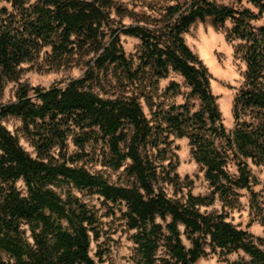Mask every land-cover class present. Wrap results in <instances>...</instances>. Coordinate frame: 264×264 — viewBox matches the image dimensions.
Returning <instances> with one entry per match:
<instances>
[{
	"label": "trees",
	"instance_id": "obj_1",
	"mask_svg": "<svg viewBox=\"0 0 264 264\" xmlns=\"http://www.w3.org/2000/svg\"><path fill=\"white\" fill-rule=\"evenodd\" d=\"M173 1L160 18L134 17L131 24L113 26L110 11L119 17L126 12L113 0H0V118L19 119L35 154L0 123V252L13 264H95L89 252L91 241L100 237V222L71 187L94 189L104 201L124 206L138 264H194L206 247L249 257L232 264H264L257 244L262 239L234 225L227 213L205 209L216 195L224 210L236 208L238 190L250 191L256 183L249 164L264 166V0H244L247 6L242 0L232 5ZM206 18L215 27L229 23L226 39L237 41L234 52L246 67L233 96L230 131L222 123L207 67L183 38L194 22ZM120 34L140 40L135 59L124 53ZM41 55L52 68L79 55L86 69L82 77L49 88L19 83L14 99L3 102L6 85L21 77V65ZM169 71L183 78L188 100L195 97L199 108L188 100L154 102L157 80ZM112 77L121 86L118 92L105 96L93 89ZM169 87L175 91L178 84ZM76 130H84L83 138L74 139L78 146L90 138L102 141L108 151L104 164L126 165L132 183L113 185L78 165L67 151ZM170 134L189 139L212 188L208 195L187 191L172 198L161 187L160 182L177 183L161 165ZM229 162L236 174L228 170ZM64 185L63 197L54 187Z\"/></svg>",
	"mask_w": 264,
	"mask_h": 264
},
{
	"label": "rangeland",
	"instance_id": "obj_2",
	"mask_svg": "<svg viewBox=\"0 0 264 264\" xmlns=\"http://www.w3.org/2000/svg\"><path fill=\"white\" fill-rule=\"evenodd\" d=\"M126 10L123 17L116 16L113 10L110 16L113 19V26L116 23L131 24L134 17L142 20H153L160 18L164 9L173 4V0H113ZM183 2V0H181ZM219 4L232 5L236 0H214ZM241 6H247L243 2ZM180 2V1H179ZM215 27L210 18L203 21L194 22L183 38L187 46L198 56V58L207 67L210 73V88L216 95V103L222 118L224 127L230 131L234 124L232 118V100L234 94L240 88L245 72V63L234 52L236 40L226 39V28ZM121 47L128 58L135 59L140 53L141 43L137 37L123 35L119 36ZM22 74L18 82H10L6 85L2 97L3 102L14 99V92L19 83L29 86H38L49 88L51 85L59 83L65 84L69 81L83 76L85 60L79 55H74L68 59L65 65L52 68L46 61L45 56L41 55L33 62L23 63L21 65ZM115 77L109 81H102L101 87L93 86L95 91L102 95H110L111 92L121 89V86L115 81ZM171 82L178 84L177 89H170ZM157 94L154 102H164L167 105H179L188 100L189 88L184 83L183 78L176 72L169 71L166 78L157 80ZM108 91L109 93H104ZM193 104V109L199 108V101L194 97L188 100ZM145 112H148L147 106L142 103ZM0 123L8 130L14 133L21 146L34 156V150L20 130V121L15 117L0 118ZM84 130H76L67 140L68 154L77 157L78 165H83L89 172L98 174L105 178L110 184L117 186L130 185L132 178L125 172V166L118 169L108 167L104 164V157L107 154V148L102 141H96L90 138L84 142L83 147L76 144L75 138H83ZM79 142V141H78ZM127 163V162H126ZM166 171L170 172V177L177 180L175 185L160 182V185L166 191L167 196L180 198L182 194L190 191L194 195H208L212 188L205 178L204 168H202L193 158L191 147L187 137H177L170 134L168 137V146L166 151V160L161 162ZM228 170L236 174L235 166L232 162L228 163ZM249 169L256 178V183L251 190H238L239 204L233 209H223L222 202L218 196L212 205L206 207L208 212H225L227 219L239 228L246 229L255 238L262 239L257 241L259 247L264 250V166L249 164ZM20 184V183H19ZM54 189L63 197L67 187L55 186ZM70 191L81 201L93 209L99 219L100 237L92 240L90 244V257L95 264H138L135 244L132 240L134 230L128 229L123 217L124 206L113 205L104 201L94 189H75ZM204 208H202L203 210ZM156 222H159L157 219ZM160 223V222H159ZM181 240L188 248L189 241L180 227ZM206 254L197 259L194 264H232L238 260H249V257L241 251L225 253L216 249L212 251L206 247ZM0 262L13 264V260L3 252H0Z\"/></svg>",
	"mask_w": 264,
	"mask_h": 264
}]
</instances>
